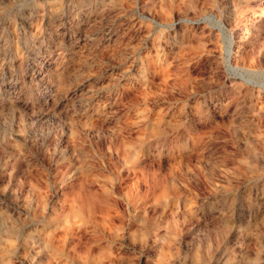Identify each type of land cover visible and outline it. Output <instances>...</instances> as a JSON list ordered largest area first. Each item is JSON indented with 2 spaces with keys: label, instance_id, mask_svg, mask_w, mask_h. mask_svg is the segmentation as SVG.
I'll list each match as a JSON object with an SVG mask.
<instances>
[{
  "label": "rangeland",
  "instance_id": "obj_1",
  "mask_svg": "<svg viewBox=\"0 0 264 264\" xmlns=\"http://www.w3.org/2000/svg\"><path fill=\"white\" fill-rule=\"evenodd\" d=\"M0 264H264V0H0Z\"/></svg>",
  "mask_w": 264,
  "mask_h": 264
},
{
  "label": "bare ground",
  "instance_id": "obj_2",
  "mask_svg": "<svg viewBox=\"0 0 264 264\" xmlns=\"http://www.w3.org/2000/svg\"><path fill=\"white\" fill-rule=\"evenodd\" d=\"M230 51H231V50L229 49V51H228L229 54L231 53Z\"/></svg>",
  "mask_w": 264,
  "mask_h": 264
}]
</instances>
